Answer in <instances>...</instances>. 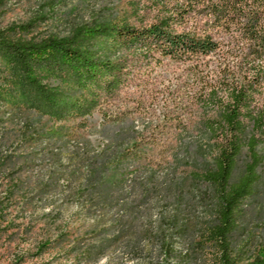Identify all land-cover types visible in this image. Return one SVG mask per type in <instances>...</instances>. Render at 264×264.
<instances>
[{"label":"rangeland","instance_id":"obj_1","mask_svg":"<svg viewBox=\"0 0 264 264\" xmlns=\"http://www.w3.org/2000/svg\"><path fill=\"white\" fill-rule=\"evenodd\" d=\"M122 5L0 0V27L33 25L29 34L9 33L13 38L69 37L83 24L116 17ZM1 65L0 264H219L212 238L218 203L212 187L194 178L213 165L211 143L197 121L167 129L163 85L56 122L26 104ZM259 151L264 156V145ZM246 162L244 151L233 182ZM258 172L230 237L237 264L264 248V163Z\"/></svg>","mask_w":264,"mask_h":264},{"label":"trees","instance_id":"obj_2","mask_svg":"<svg viewBox=\"0 0 264 264\" xmlns=\"http://www.w3.org/2000/svg\"><path fill=\"white\" fill-rule=\"evenodd\" d=\"M122 6L116 17L83 24L69 37L13 38L9 33L29 34L33 25L0 27L1 70L31 109L56 122L163 85L167 129L184 131L197 121L208 135L213 165L194 178L212 187L218 203L212 238L219 264H237L230 237L264 163V0H123ZM39 72L73 93L44 83ZM244 151V171L233 182ZM247 264H264V248Z\"/></svg>","mask_w":264,"mask_h":264}]
</instances>
